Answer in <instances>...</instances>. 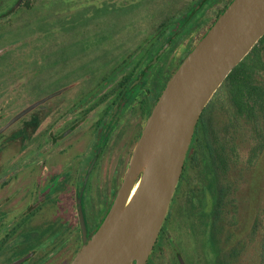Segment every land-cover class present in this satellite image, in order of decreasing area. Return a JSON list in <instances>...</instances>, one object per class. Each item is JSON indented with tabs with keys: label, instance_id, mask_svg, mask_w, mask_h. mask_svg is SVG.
<instances>
[{
	"label": "rangeland",
	"instance_id": "obj_1",
	"mask_svg": "<svg viewBox=\"0 0 264 264\" xmlns=\"http://www.w3.org/2000/svg\"><path fill=\"white\" fill-rule=\"evenodd\" d=\"M203 1L0 0V15L7 14L0 18V173L19 172L15 187L21 189H31L36 176L50 185L48 176L61 174L55 205L65 228L62 264H70L83 245L78 199L92 233L112 205L168 80L232 0H209L194 17ZM150 60L152 70L141 77ZM124 93L131 102L114 114ZM206 118L212 144L222 143L229 154L223 183L230 195L220 238L236 252L231 264H264V150L249 162L255 145L249 130L227 134L220 110ZM187 187L186 180L177 186L147 264L214 263L191 232ZM206 199L210 212L208 191ZM6 202L0 194V203Z\"/></svg>",
	"mask_w": 264,
	"mask_h": 264
},
{
	"label": "water",
	"instance_id": "obj_2",
	"mask_svg": "<svg viewBox=\"0 0 264 264\" xmlns=\"http://www.w3.org/2000/svg\"><path fill=\"white\" fill-rule=\"evenodd\" d=\"M263 37L264 0H233L220 14L170 77L154 104L112 205L90 238L78 199L83 245L70 264L147 263L202 112L229 74ZM47 99L28 107L15 120ZM146 158L149 160L142 173Z\"/></svg>",
	"mask_w": 264,
	"mask_h": 264
},
{
	"label": "trees",
	"instance_id": "obj_3",
	"mask_svg": "<svg viewBox=\"0 0 264 264\" xmlns=\"http://www.w3.org/2000/svg\"><path fill=\"white\" fill-rule=\"evenodd\" d=\"M207 2L209 0H204L193 9L194 17ZM4 15L1 14L0 18ZM193 16L190 17L189 22ZM154 56L155 54L150 59L152 60ZM151 60L141 77L147 75L154 66V62ZM136 86H142V84H135L133 88ZM124 94L126 96V93ZM120 100L117 105L118 109L131 102L127 96L121 97ZM213 110L223 112V116L226 118L224 129L227 134L238 132L241 129L249 130L255 144L249 162H254L264 150V37L229 74L202 112L190 145L191 155L188 153L186 157L179 181L180 184L186 180L188 186L185 196V213L190 221L193 237L199 242L200 252H209L213 257V264H231L238 258L236 252L233 249L226 250L225 244L220 238L226 201L230 195L229 185L223 183V177L229 171V154L222 143H216L218 147L212 144L213 128L206 116ZM192 170L195 171L190 172ZM186 172L192 173V177L186 179ZM192 185L193 188H191ZM207 191L212 201L210 212H206ZM106 212L104 216H106ZM257 229L258 223L254 225L252 235L256 233ZM88 230L89 228L87 232ZM205 264L211 263L207 261Z\"/></svg>",
	"mask_w": 264,
	"mask_h": 264
},
{
	"label": "flooded vegetation",
	"instance_id": "obj_4",
	"mask_svg": "<svg viewBox=\"0 0 264 264\" xmlns=\"http://www.w3.org/2000/svg\"><path fill=\"white\" fill-rule=\"evenodd\" d=\"M117 110L116 107L114 114ZM113 119L111 123H116L115 117ZM19 174L17 171L0 173V194L5 193L7 200L0 203V264H47L58 259L57 264H62L59 256L65 228L57 221L60 210L55 200L63 178L61 174L48 176L52 179L47 185L45 177L36 176L31 189H21L15 187ZM100 222H97L98 227ZM94 232L88 231L87 237Z\"/></svg>",
	"mask_w": 264,
	"mask_h": 264
},
{
	"label": "bare ground",
	"instance_id": "obj_5",
	"mask_svg": "<svg viewBox=\"0 0 264 264\" xmlns=\"http://www.w3.org/2000/svg\"><path fill=\"white\" fill-rule=\"evenodd\" d=\"M148 160H149V158H146V160H145V162H144V164H143V166H142V168H141V172H142V173L144 172V170H145V168H146V166H147ZM132 194H133V192H132ZM132 194H131V196H132Z\"/></svg>",
	"mask_w": 264,
	"mask_h": 264
}]
</instances>
